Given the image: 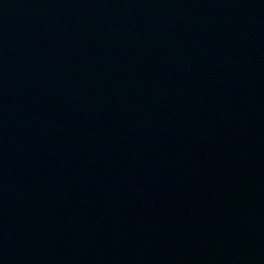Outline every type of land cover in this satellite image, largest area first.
<instances>
[{
  "label": "water",
  "instance_id": "water-1",
  "mask_svg": "<svg viewBox=\"0 0 264 264\" xmlns=\"http://www.w3.org/2000/svg\"><path fill=\"white\" fill-rule=\"evenodd\" d=\"M0 264H264V0H0Z\"/></svg>",
  "mask_w": 264,
  "mask_h": 264
}]
</instances>
